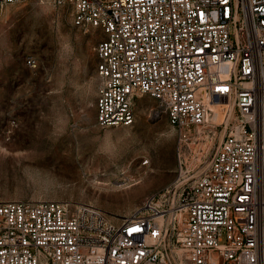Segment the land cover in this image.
Masks as SVG:
<instances>
[{
    "label": "built area",
    "instance_id": "obj_1",
    "mask_svg": "<svg viewBox=\"0 0 264 264\" xmlns=\"http://www.w3.org/2000/svg\"><path fill=\"white\" fill-rule=\"evenodd\" d=\"M53 1L103 32L97 124L131 126L136 101L155 98L180 169L119 222L86 202L0 200V264H264V0ZM214 98L226 127L192 168L182 144Z\"/></svg>",
    "mask_w": 264,
    "mask_h": 264
},
{
    "label": "rangeland",
    "instance_id": "obj_2",
    "mask_svg": "<svg viewBox=\"0 0 264 264\" xmlns=\"http://www.w3.org/2000/svg\"><path fill=\"white\" fill-rule=\"evenodd\" d=\"M103 37L75 25L68 4L0 5V200L86 202L119 222L178 176V132L155 98L136 101L131 126L97 124ZM218 113L200 139L182 144L192 168L224 133L226 109Z\"/></svg>",
    "mask_w": 264,
    "mask_h": 264
},
{
    "label": "bare ground",
    "instance_id": "obj_3",
    "mask_svg": "<svg viewBox=\"0 0 264 264\" xmlns=\"http://www.w3.org/2000/svg\"><path fill=\"white\" fill-rule=\"evenodd\" d=\"M215 101H216V98H214L212 101H210V103H208L207 115H206L207 121L210 120L211 118H213L214 115H215V113L219 114V113H218V110H221V112H223V111L225 110V108H226V105L221 104V103H218L219 106L217 107V103H215ZM205 128H206V127H199V131H200L201 133H203V131H204ZM201 133H200V134H201ZM208 136H209V135H208ZM211 143H212V140H211V138H210V140H209L206 144H204V148H205V149H204V148H201V149L199 150V152H198V154H199L198 160H199V161L202 159V156H200V155H201V154H204L205 151H206V152L208 151V150H206V149H209V148H210ZM208 146H209V148H208Z\"/></svg>",
    "mask_w": 264,
    "mask_h": 264
},
{
    "label": "snow or ice",
    "instance_id": "obj_4",
    "mask_svg": "<svg viewBox=\"0 0 264 264\" xmlns=\"http://www.w3.org/2000/svg\"><path fill=\"white\" fill-rule=\"evenodd\" d=\"M129 231H139V229H135V230H129Z\"/></svg>",
    "mask_w": 264,
    "mask_h": 264
}]
</instances>
